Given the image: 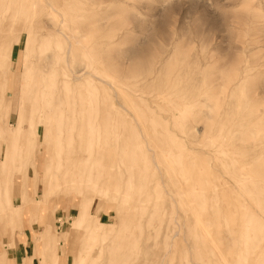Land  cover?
<instances>
[{"label": "rangeland", "instance_id": "1", "mask_svg": "<svg viewBox=\"0 0 264 264\" xmlns=\"http://www.w3.org/2000/svg\"><path fill=\"white\" fill-rule=\"evenodd\" d=\"M0 89V264H264V0H0Z\"/></svg>", "mask_w": 264, "mask_h": 264}, {"label": "bare ground", "instance_id": "2", "mask_svg": "<svg viewBox=\"0 0 264 264\" xmlns=\"http://www.w3.org/2000/svg\"><path fill=\"white\" fill-rule=\"evenodd\" d=\"M29 2H30V1H29ZM27 6H28V4H27ZM34 20H35V19H34ZM29 23H30V21H29ZM20 35H21V34H20ZM22 35H23V34H22ZM23 40H24V39H23ZM21 42H22V41H21ZM21 42H20V43H21ZM24 42H25V41H24ZM19 45H21V44H19ZM10 47H11V46H10ZM4 49H5V48H4ZM12 49H13V48H12ZM12 49L10 48L11 52H12ZM19 49H20V48H19ZM21 49H22V48H21ZM3 51H4V50H3ZM20 51H21V50H20ZM4 52H5V51H4ZM4 52H3V54H4ZM16 52H17V51H16ZM7 53H8V52H7ZM13 53H14V52H13ZM5 54H6V53H5ZM9 55H10V54H9ZM15 55H16V53H15ZM17 55H18V53H17ZM4 56H5V55H4ZM13 56H14V54H13ZM8 58H9V57H8ZM15 58H16V57H15ZM18 59H19V58H18ZM6 65H7V64H6ZM16 65H17V61H16ZM14 67H15V65H14ZM17 68H18V67H17ZM15 69H16V68H15ZM7 71H8V70H7ZM12 77H13V72H12V70H11V72H10V74H9V77H8L9 80H10V82L12 81ZM79 78H80V77H79ZM79 78H78V77H75V79H79ZM237 83H238V82H237ZM0 90H1V89H0ZM22 90H23V89H22ZM35 90H36V89H35ZM11 92H12V91H11ZM44 93H45V92H44ZM11 94H12V93H11ZM32 94H33V91H32ZM9 95H10V94H9ZM35 95H36V94H35ZM32 96H33V95H32ZM9 97H10V96H9ZM6 98H7V97H6ZM11 98H12V97H11ZM31 98H32V97H31ZM7 100H10V99H7ZM11 102H12V101H11ZM7 103H8V102H7ZM9 104H10V106H11V103H9ZM5 106H6V105H5ZM8 107H9V106H6V110H5L4 113H3V114H4V117L6 118L5 121L9 118V113H10V112L8 113V109H9ZM19 108H20V107H19ZM49 111H50V110H49ZM10 119H11V118H10ZM0 120H1V118H0ZM36 121H37V120H36ZM17 123H18V122H17ZM14 125H15V124H14ZM12 126H13V125H12ZM9 127H10V126H9ZM32 127H33V126H32ZM125 127H127V126H125ZM10 128H11V127H10ZM5 129H7V127H6ZM5 129L2 130V127L0 126V135H1L2 137L7 135V132H3V131H5ZM38 129H39V127H38ZM125 130H126V129H125ZM125 130H124V131H125ZM128 130H129V128H128ZM128 130H127V133H128ZM24 131H25V130H24ZM124 131H123V132H124ZM129 131H130V130H129ZM26 132H27V131H26ZM5 133H6V134H5ZM39 133H40V132H39ZM42 133H44V131H43ZM124 133H125V132H124ZM127 133H126L125 135H127ZM131 133H132V132H131ZM132 134H133V133H132ZM130 135H131V134H130ZM20 138H21V137H20ZM25 138H27V137L25 136ZM30 139H31V138H30ZM23 140H24V139H23ZM131 141H132V140H131ZM131 141H130V142H131ZM132 142H133V141H132ZM126 143H127V142H126ZM133 143H134V142H133ZM133 143H132V144H133ZM127 144H128V143H127ZM130 144H131V143H130ZM132 144H131V145H132ZM18 145H19V144H18ZM23 145H24V144H23ZM22 147H23V146H22ZM20 148H21V147H20ZM20 148H19V150H20ZM130 148H131V147H130ZM142 150H143V149H142ZM2 152H3V151H2ZM74 152H75V151H74ZM19 153H20V152H18V154H19ZM96 156H97V155H96ZM141 156H142V155H141ZM97 157L99 158V156H97ZM97 157H95V158L97 159ZM110 157H111V156H110ZM69 159H70V158H69ZM83 159H84V158H83ZM96 159H95V160H96ZM95 160H94V161H95ZM98 160H99V159H98ZM153 161H154V160H153ZM95 162L97 163V161H95ZM163 162H164V161H163ZM176 164H177V163H176ZM176 164H175V165H176ZM97 165H98V164H97ZM153 165H154V164H153ZM79 167H80V166H79ZM83 167L85 168V166H83ZM150 170H151V169H150ZM196 170H197V169H196ZM143 171H144V170H143ZM155 171H156V170H155ZM196 172H197V174H198V171H196ZM145 173H147V172L145 171ZM142 174H144V173H142ZM148 174H149V173H148ZM148 174H146V176H147ZM151 175H152V173H151ZM187 175H188V174H187ZM149 176H150V175H149ZM149 176H148V177H149ZM183 176H184V175H183ZM196 176H197V175H196ZM83 177H84V176H83ZM119 177H120V176H119ZM119 177H118V178H119ZM152 178H154V176H153ZM152 178H151V179H152ZM81 179H82V178H81ZM174 179H175V178H173V180H174ZM185 179H187V178H185ZM185 179H183V180H185ZM96 180H97V179H96ZM118 180H119V179H118ZM176 180L178 181V179H176ZM174 181H175V180H174ZM174 181H173V183H175ZM95 182H96V181H95ZM118 182H119V181H118ZM182 182H184V181H182ZM185 182H186V181H185ZM146 183H147V181H146ZM146 183H145V184H146ZM152 183H153V182H152ZM157 183H158V182H157ZM177 183H178V182H177ZM44 184H45V183H44ZM119 184H120V182H119ZM119 184H117V186H118ZM137 184H138V183H137ZM174 185H175V184H174ZM178 185H180V184H178ZM178 185H177V186H178ZM184 185H185V184H184ZM144 186H146V185H144ZM156 186H157V184H156L154 187H156ZM119 187H120V186H119ZM116 188H117V187H116ZM146 188H147V187H146ZM146 188H145V189H146ZM157 188H158V186H157ZM137 189H138V188H137ZM153 189H154V188H153ZM81 190H82V189H81ZM118 190H119V189H118ZM146 190H147V189H146ZM155 191H156V190H155ZM155 191H154V192H155ZM141 192H143V191H141ZM145 192H146V191H145ZM114 193H115V192H114ZM114 193H113V195H114ZM116 193H118V192H117V189H116ZM3 194H4V193H3ZM145 194H146V193H144V195H145ZM147 194H148V192H147ZM147 194H146V195H147ZM148 195H149V194H148ZM148 195H147V196H148ZM90 196H91V195H90ZM88 197H89V196H88ZM41 198H42V197H41ZM89 198H90V197H89ZM47 199H48V198H47ZM227 202H228V201H227ZM230 202L232 203V201H230ZM230 202H229V203H230ZM225 204L227 205L228 203H225ZM224 206H225V205H224ZM230 206H231V205H230ZM229 209H230V210H229V212H230V211H231V208H229ZM232 211H233V210H232ZM225 212H226V210H225ZM230 213H231V212H230ZM5 214H6V213H5ZM223 214H224V213H223ZM226 214H227V212H226ZM239 214H240V213H239ZM0 215H1V214H0ZM13 215H14V214H13ZM98 216H99V215H98ZM238 216H239V215H237V217H238ZM1 217H2V216H1ZM1 217H0V219H1ZM82 217H83V215H82ZM230 217H232V216H230ZM97 219H98V221H99V218H97ZM252 219H253V218H252ZM237 220H238V219H237ZM253 220H254V219H253ZM255 220H256V219H255ZM235 221H236V220H235ZM81 222H82V221H81ZM99 222H100V221H99ZM99 222H98V225H99V227H100V224H101V223L99 224ZM232 222H233V221H232ZM248 222H249V221H248ZM257 222H258V221H257ZM96 223H97V221H96ZM96 223H94V225H95ZM235 223H236V222H235ZM98 225H96V226L98 227ZM109 225H110V224H109ZM231 225H232V224H231ZM96 226H95V227H96ZM233 226H234V223H233ZM99 227H98V228H99ZM235 227H236V226H235ZM235 227H234V228H235ZM257 227H258V226H257ZM98 228H97V230H98ZM76 230H77V229H76ZM97 233H98V232H97ZM97 233H96L95 236H97ZM235 233H236V231H235ZM20 235H21V234H20ZM233 235H234V233H233ZM46 236H47V235H46ZM43 239H44V238H43ZM232 239H233V238H232ZM95 240H96V238H95ZM1 241H2V240H1ZM46 241H47V240H46ZM128 241H129V240H128ZM131 242H132V241H131ZM126 243H127V242H126ZM232 243H233V242H232ZM46 244H47V243H46ZM129 244H130V242H129ZM71 245H72V244H71ZM224 245H226V243H225ZM234 246H235V245H234ZM229 249H230V248H229ZM245 250H246V249H245ZM0 251H1V250H0ZM1 252H2V251H1ZM1 252H0V254H1ZM4 252H5V251H4ZM226 253H227V251H226ZM231 253H232V252H231ZM4 254H6V253H4ZM228 254H229V252H228ZM3 256H4V255H3ZM199 258H200V257H199ZM5 259H6V257H5ZM204 263H205V262H204ZM238 263H239V262L237 261V264H238Z\"/></svg>", "mask_w": 264, "mask_h": 264}, {"label": "snow or ice", "instance_id": "3", "mask_svg": "<svg viewBox=\"0 0 264 264\" xmlns=\"http://www.w3.org/2000/svg\"><path fill=\"white\" fill-rule=\"evenodd\" d=\"M194 22L198 23L199 21L198 20H194Z\"/></svg>", "mask_w": 264, "mask_h": 264}]
</instances>
